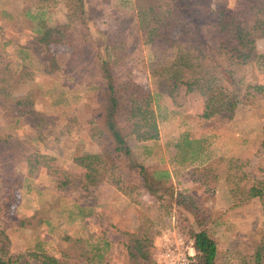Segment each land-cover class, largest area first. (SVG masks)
<instances>
[{
  "label": "rangeland",
  "instance_id": "374dc122",
  "mask_svg": "<svg viewBox=\"0 0 264 264\" xmlns=\"http://www.w3.org/2000/svg\"><path fill=\"white\" fill-rule=\"evenodd\" d=\"M199 1L203 0H188V4L194 11H201L205 6ZM212 1L216 6L233 8L237 0ZM84 2L100 50L107 49L110 57H121L118 52L128 50L133 59L124 63L120 74L152 95L156 130L144 143L127 138L133 158L149 172L167 171L168 184L192 196L209 215L218 242V264H241V258L264 241V198L243 202L232 198L223 167L218 169L216 180L210 175L205 178L197 170L218 158H236L247 163L243 170L248 174V186L252 180L264 181V98L253 105L237 103L230 119L200 120L202 103L198 95L186 94L180 88L172 97L167 96L161 81L149 71L154 60L152 47L134 46L139 32L124 29L126 20H133V2ZM37 12L51 26L67 23L60 0H0V62L9 63L24 77L23 83L9 89L10 96L23 97L31 92L34 102L31 115L24 116L6 110L0 103V134L32 141L38 153L48 158L47 167L32 168L24 162L15 166L22 185L13 195L8 196L0 183V248L6 236L10 254H22L30 260V254L41 251L62 261V254L70 247L66 238H80L86 248H99L102 259L78 264H132L127 249L130 235L146 234L152 242L155 263L154 257L165 243L186 237L188 223L194 225L193 216L183 213L188 221L183 222L182 215L175 210L167 213L165 206L143 189L124 193L102 171L97 186L83 187L88 173L72 162L76 149L102 153L112 146L106 134H101L99 114L94 115L103 90L90 87L71 64L70 45L50 46L56 61V67L52 66L46 50L36 44L29 31L27 14ZM104 33L113 42L112 47L104 43ZM251 59L249 80L264 85V37L254 41ZM73 117L84 127L79 137L66 134L65 126ZM186 137L201 141L198 153L176 149L177 142ZM48 167L58 172L57 177L48 175ZM124 172L127 179L137 178L135 170ZM59 182L66 185L59 188Z\"/></svg>",
  "mask_w": 264,
  "mask_h": 264
},
{
  "label": "trees",
  "instance_id": "16d2710c",
  "mask_svg": "<svg viewBox=\"0 0 264 264\" xmlns=\"http://www.w3.org/2000/svg\"><path fill=\"white\" fill-rule=\"evenodd\" d=\"M60 1L66 11V24L51 26L38 12L27 14V21L33 40L46 50V58L54 68L56 61L50 46L70 45L73 49L71 64L79 69L90 87L103 90L94 115L99 114L101 134H106L112 146L111 150L102 153L76 149L72 162L88 173L83 187L90 189L97 186L99 171H102L120 191L126 193L136 188L143 189L164 205L167 213L175 210L186 223L188 221L183 213L187 212L193 216L194 225L188 223L186 237L182 238L194 249L192 264H218V242L213 236V221L209 215L203 212L192 196L179 193L168 184L170 174L167 171L149 172L133 158L127 138L144 143L150 140L157 125L152 95L120 74L119 69L133 58L125 48L118 52L121 57H110L107 49L100 50L90 30L84 0ZM121 1L133 2L135 14L133 20H126L124 29L139 32L140 38L137 34L134 46L152 47L154 60L149 68L151 75L161 81L169 97L180 88H184L186 94H197L202 103L200 120L230 119L237 103L253 105L264 98V85L249 80L247 72L252 61L253 43L264 37V0H237L233 8L203 0L199 1L205 6L204 9L201 7V11H194L188 0ZM102 36L106 46L112 47L113 42H109L107 34ZM23 82V75L11 68L9 63L0 62V103L6 106V110H13L20 116L31 115L34 105L32 93L12 97L9 89ZM18 108L24 110L19 112ZM65 128L66 134L76 137L84 130L74 117ZM92 131L90 128L91 136ZM175 146L186 153H198L202 147L200 140L189 137ZM47 159L38 153L32 141L22 142L10 134H0V183L6 194L13 195L22 185V176L15 170L18 163L24 162L32 168L38 165L47 167ZM246 165L240 159L218 158L197 171L206 175L205 178L210 175L216 180L218 169L223 167L224 182L232 198L242 202L263 199L264 181L252 180L248 186V174L243 170ZM125 169L135 170L137 178L127 179ZM47 173L54 177L58 174L49 167ZM64 185L66 183L59 182L58 187ZM1 234L4 236L3 232ZM66 239L70 247L68 253L62 254V261L41 251L30 254L31 259L26 260L22 254L6 251L9 242L4 236L0 264H78L80 261L90 263L95 258L101 261L99 248H86L80 238ZM129 240V245H126L132 264H155L151 258L152 242L146 234L130 235ZM240 263L264 264V241L254 246L249 255L243 256Z\"/></svg>",
  "mask_w": 264,
  "mask_h": 264
},
{
  "label": "built area",
  "instance_id": "2783aa9c",
  "mask_svg": "<svg viewBox=\"0 0 264 264\" xmlns=\"http://www.w3.org/2000/svg\"><path fill=\"white\" fill-rule=\"evenodd\" d=\"M194 249L182 238L165 243L155 255V264H192Z\"/></svg>",
  "mask_w": 264,
  "mask_h": 264
}]
</instances>
